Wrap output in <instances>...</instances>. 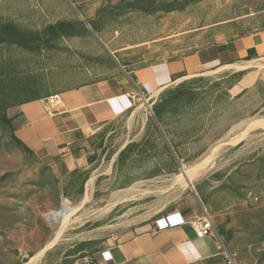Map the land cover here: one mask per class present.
<instances>
[{"label": "rangeland", "instance_id": "rangeland-1", "mask_svg": "<svg viewBox=\"0 0 264 264\" xmlns=\"http://www.w3.org/2000/svg\"><path fill=\"white\" fill-rule=\"evenodd\" d=\"M263 30L264 0H0V264L82 261L188 201L211 215L216 239L259 253L264 52L167 86L135 83L126 107L88 130L70 169L19 140L11 114L98 78L134 82L154 63ZM180 168L192 171L190 185Z\"/></svg>", "mask_w": 264, "mask_h": 264}, {"label": "crops", "instance_id": "crops-1", "mask_svg": "<svg viewBox=\"0 0 264 264\" xmlns=\"http://www.w3.org/2000/svg\"><path fill=\"white\" fill-rule=\"evenodd\" d=\"M264 52V30L141 69L136 79L98 78L58 93V101L34 99L13 107L16 137L59 168L70 169L83 159L88 130L112 120L129 102L135 83L167 86L189 71L209 64L228 65ZM198 216L191 201L173 208L160 224H146L93 254L95 264H225L213 235L198 237L191 220ZM264 264V253H256ZM250 257V256H249ZM243 256L244 259L249 258ZM81 260L70 264H80Z\"/></svg>", "mask_w": 264, "mask_h": 264}, {"label": "built area", "instance_id": "built-area-1", "mask_svg": "<svg viewBox=\"0 0 264 264\" xmlns=\"http://www.w3.org/2000/svg\"><path fill=\"white\" fill-rule=\"evenodd\" d=\"M58 101V94H51L50 96L46 97L47 103H55ZM191 225L193 230L195 231L198 237H203L206 235H213V219L208 211L204 208L201 209V212L198 216H195L191 220ZM217 243L219 246V254L222 256L225 264H262L260 258L256 256V253H250V257L244 259L242 255L236 250H233L223 244L221 241L217 239ZM255 244H249L248 248L250 249ZM258 252L264 253V246L259 245L255 249ZM80 264H95L94 259L92 256H86L83 258Z\"/></svg>", "mask_w": 264, "mask_h": 264}, {"label": "bare ground", "instance_id": "bare-ground-1", "mask_svg": "<svg viewBox=\"0 0 264 264\" xmlns=\"http://www.w3.org/2000/svg\"><path fill=\"white\" fill-rule=\"evenodd\" d=\"M263 123V119L262 120H258V121H255L254 123H252L251 125H249V127H255V126H260V124H262ZM258 128V127H257ZM241 135H243V134H241ZM211 151V150H210ZM206 158V157H205ZM201 160V159H200ZM202 160H204V159H202ZM197 162V161H196ZM201 162H203V161H201ZM195 163V162H194ZM193 163V164H194ZM199 163V162H198ZM195 165V164H194ZM193 165V166H194ZM201 165H203V163H201ZM200 165V166H201ZM199 166V165H198ZM197 166V167H198ZM191 167V166H190ZM189 167V168H190ZM197 167H193L194 169L193 170H195V168H197ZM189 168H180V171H181V176H182V178H183V180L188 184V185H190V182H191V179H192V177H193V174H192V167H191V170L189 169ZM94 172V171H93ZM180 176V177H181ZM179 177V178H180ZM177 179V178H176ZM180 180V179H179ZM177 181V180H176ZM192 189V188H191ZM130 191V190H129ZM149 191V190H148ZM115 192V191H114ZM68 210V209H67ZM66 210V211H67ZM159 210V209H158ZM62 211V210H61ZM60 214V213H59ZM58 214V215H59ZM102 214V213H101ZM51 220L52 219H55L57 216H56V214L55 213H52L51 215ZM63 218H64V216H62ZM65 217H67L66 216V212H65ZM64 219H66V218H64ZM60 221H61V217H60ZM63 221V220H62ZM65 223V222H64ZM117 224V223H116ZM60 233V232H59ZM58 233V234H59ZM51 244V242H49L46 246H48V245H50ZM35 257V256H34ZM33 261V260H32Z\"/></svg>", "mask_w": 264, "mask_h": 264}]
</instances>
